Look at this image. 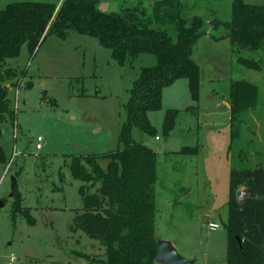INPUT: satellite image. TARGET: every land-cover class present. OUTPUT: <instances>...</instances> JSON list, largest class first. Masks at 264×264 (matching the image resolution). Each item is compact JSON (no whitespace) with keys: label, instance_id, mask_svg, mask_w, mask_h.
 I'll use <instances>...</instances> for the list:
<instances>
[{"label":"rangeland","instance_id":"rangeland-1","mask_svg":"<svg viewBox=\"0 0 264 264\" xmlns=\"http://www.w3.org/2000/svg\"><path fill=\"white\" fill-rule=\"evenodd\" d=\"M21 1L62 0H0V10ZM100 1L101 7L109 3L112 12L137 6L150 13L160 0ZM244 1L264 4V0ZM182 2L186 8L184 17L189 21L201 16L206 20L208 33L221 37L228 32L224 25L215 28L212 22L215 18L227 23L232 20L233 0ZM197 46L193 58L201 68L199 101L194 102L190 89L181 86L187 80L179 79L175 86L166 89L162 110L149 114L157 135L149 136L137 128L133 135L136 141L157 152L158 236L176 238V249L184 258H193L188 260H195V264H227L225 224L229 217L230 175L225 163L237 168L264 166V66L261 72H255L239 65V55L227 39L217 41L205 36ZM157 63L156 56L146 54L121 66L113 59L112 51L96 38L74 31L67 39L49 35L35 55L31 56L24 47L19 58L6 61L7 67L26 70L27 74H21L10 90L16 122L2 124L0 145L10 160L0 164V203H5L0 208V264H85L75 251L104 254L99 242L71 230L76 212L84 207L80 189L83 185L90 187L73 178L71 159L75 155L106 154L122 147L119 136L127 118L130 91L141 70ZM233 79L257 83L261 99L258 107L245 116L242 137L231 146L229 105ZM192 106L197 108L195 112L189 110ZM170 110L179 111V115L175 128L166 136L164 124ZM39 137L42 150H37ZM209 142L211 149L207 151ZM197 144L201 148L196 155L180 152ZM229 146L228 161L225 148ZM100 163L107 169L108 161ZM210 172L214 174L209 178ZM16 174L23 208L30 209L36 219L33 225L22 212L13 218L12 178ZM195 183L200 194L208 198L202 204L210 203L217 210L212 215L220 225L217 231H211L204 223L203 211L198 210V217L190 220L185 207H174L170 200L184 195L185 184Z\"/></svg>","mask_w":264,"mask_h":264},{"label":"trees","instance_id":"trees-1","mask_svg":"<svg viewBox=\"0 0 264 264\" xmlns=\"http://www.w3.org/2000/svg\"><path fill=\"white\" fill-rule=\"evenodd\" d=\"M185 10L182 0L157 1L150 13L137 6L119 12L103 10L100 0L21 1L0 10V139L2 124L7 121L14 124L17 117L8 85L15 87L20 75L27 74L26 70L7 67L6 61L19 58L24 47L33 56L49 35L67 39L74 31L96 38L112 51L113 59L121 66L146 54L158 60L155 66L141 70L130 91L127 118L119 136L122 147L106 154L75 155L71 159L73 178L89 184V189L97 187L95 192L84 185L81 187L84 207L76 212L71 225L74 233L86 234L105 249L101 256L75 251L85 264H156L157 152L136 141L133 129L149 136L157 135L149 114L162 110L164 90L179 79L188 80L194 102L200 99L201 68L193 54L199 39L208 34L206 20L194 16L189 21L184 17ZM212 23L215 28L224 25L228 30L221 37L211 35L216 40H229L233 51L239 55V65L255 72L263 70L264 4L233 0L232 20L227 23L215 18ZM254 54L262 57L257 59ZM28 87H32V83ZM260 99L261 87L257 83L247 79L232 80L231 146L242 137L245 116L258 107ZM178 115L177 110L167 113L166 136L175 128ZM199 151L200 146H195L185 147L180 152L196 155ZM9 160L0 145V164H7ZM101 160L109 162L107 169L102 167ZM242 188H248L253 197L241 205L237 193ZM23 202L17 186L13 218L15 220L16 214L22 212L33 225L36 219L30 209L23 208ZM228 206L227 264H264L263 165L232 167Z\"/></svg>","mask_w":264,"mask_h":264},{"label":"crops","instance_id":"crops-1","mask_svg":"<svg viewBox=\"0 0 264 264\" xmlns=\"http://www.w3.org/2000/svg\"><path fill=\"white\" fill-rule=\"evenodd\" d=\"M63 1V0H62ZM62 1L60 2V3H62ZM108 7V8H107ZM102 8H106V10H109V3H107V6H104V7H102ZM208 35V36H207ZM206 35V37H212V38H214L212 35H211V33H208ZM205 37V36H204ZM215 39V38H214ZM216 40V39H215ZM228 40V39H227ZM218 41V40H217ZM229 41V40H228ZM198 43V42H197ZM199 46V45H198ZM198 46H197V44H196V47H195V52H197V50H198ZM195 56V55H194ZM196 61V60H195ZM28 67V66H27ZM177 84V82L176 83H174L172 86H170V87H173V86H175ZM9 87H10V90H12V89H14L13 87H11V85L9 84L8 85ZM182 87H188L189 88V82H188V80H187V82L186 83H182V85H181ZM170 87H168V88H170ZM21 88V87H20ZM168 88H166V89H168ZM166 89L164 90V94H163V98H164V96H165V91H166ZM18 92H19V90L16 92V94H18ZM230 106V111H231V104L229 105ZM193 112H195V111H193ZM230 118H231V115H230ZM230 122V121H229ZM229 126H230V124H229ZM229 133H230V139H231V129L229 128ZM200 144V143H199ZM199 144H197L196 146H200ZM202 146H203V144H202ZM188 147H191V146H188ZM201 148V147H200ZM203 148H204V146H203ZM209 149H211V147H210V142H209V145H208V147H207V151L209 150ZM225 151H226V158H227V160L229 161V152H230V146L229 147H226L225 148ZM220 153H222V150H221V152ZM189 156H191V155H189ZM221 160H223V159H221ZM225 165H226V167H225V169L227 168V173H228V171H229V175H230V173H231V169H232V166H230L231 164L229 163V162H226L225 163ZM9 168V167H8ZM213 172H210V173H207V177H212L213 176ZM14 177V176H13ZM17 180H18V178H17ZM196 184V183H195ZM229 184H230V177H229ZM185 187H184V189H183V192H184V195L183 196H181L179 199H175V198H170V200L172 201V202H174V204H173V206L175 207V206H179V205H182V206H184L185 207V210L184 211H187L189 214H187V216L190 218V220H194V219H196L197 217H198V214H199V211L198 210H201V211H203V215L205 216V218H204V223L205 224H207V226H208V222H214V220H213V218H212V215H213V213H217V210L215 209V207L214 206H210V203H208L206 206L204 205V204H202L203 203V201H205V199H207L208 200V198H204L205 196H206V194L204 195V194H200V192H199V185H195V186H190V185H188V184H185L184 185ZM242 189H244V188H242ZM203 193H205V189L203 190ZM199 195H201V198L199 197ZM210 196V195H209ZM209 196H207V197H209ZM157 202V201H156ZM172 206V205H171ZM181 206V207H182ZM180 207V206H179ZM229 207V206H228ZM220 229V228H219ZM218 229V230H219ZM211 231H217V230H211ZM157 232H158V227H157V224H156V237L158 238V240H168V241H170V242H172L173 244H175V243H177V242H175L176 241V238H172L171 236H158V234H157ZM175 245H177V244H175ZM188 259H193V258H188ZM157 264V263H156Z\"/></svg>","mask_w":264,"mask_h":264},{"label":"water","instance_id":"water-1","mask_svg":"<svg viewBox=\"0 0 264 264\" xmlns=\"http://www.w3.org/2000/svg\"><path fill=\"white\" fill-rule=\"evenodd\" d=\"M103 10H106V8H102ZM12 197L15 195V191L17 189L18 185V180L14 176L12 178ZM103 194H100V199H103ZM253 197L251 193H249V189H241L237 193V200L238 202L242 205L244 202L248 199ZM5 205L4 202L0 203V208H2ZM239 239V237H238ZM239 242L241 243L240 239ZM158 245V250H157V255L155 258V263L157 264H195V260H188L184 258L179 251L176 249L174 244L168 240H158L157 242Z\"/></svg>","mask_w":264,"mask_h":264},{"label":"built area","instance_id":"built-area-1","mask_svg":"<svg viewBox=\"0 0 264 264\" xmlns=\"http://www.w3.org/2000/svg\"><path fill=\"white\" fill-rule=\"evenodd\" d=\"M41 141H42V137H39L38 144H37V150H42L43 148L42 144L40 143ZM208 227L210 228V230H218L220 228V225L215 222H208Z\"/></svg>","mask_w":264,"mask_h":264}]
</instances>
